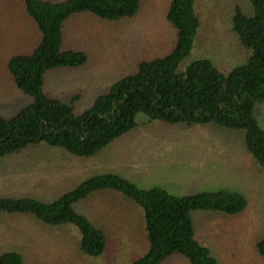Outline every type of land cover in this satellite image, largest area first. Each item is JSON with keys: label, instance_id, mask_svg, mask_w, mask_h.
Here are the masks:
<instances>
[{"label": "rangeland", "instance_id": "rangeland-1", "mask_svg": "<svg viewBox=\"0 0 264 264\" xmlns=\"http://www.w3.org/2000/svg\"><path fill=\"white\" fill-rule=\"evenodd\" d=\"M170 2L141 0L137 15L118 21L101 20L90 13L73 16L64 26V47L84 52L88 61L80 68L47 72L44 91L71 105L76 115L91 109L98 97L133 74L140 61L162 57L172 49L176 31L167 21ZM196 5L201 28L181 67L208 59L228 74L245 64L250 52L231 31L230 16L237 8L249 13V1L197 0ZM40 41L41 33L27 14L24 0H0V118L11 119L33 102L15 86L8 62L15 55L31 54ZM254 118L264 129V101L256 104ZM136 121L133 131L91 158L44 143L21 151L52 158L63 154L67 179L63 174L57 179L62 187L55 193L32 194L15 184L12 172L0 175V198L31 197L52 203L85 180L105 174L119 175L142 189L159 187L178 197L238 192L247 200L246 209L238 215L191 213L196 240L219 264H264L256 250L264 235V171L248 151L244 132L212 123L170 125L151 121L144 114ZM6 158H0V164ZM74 209L105 233L107 246L100 257L81 252L82 236L76 226L47 225L32 214L0 215V257L16 252L23 264H130L148 252L144 212L122 194L99 192L77 202ZM161 264L190 262L173 255Z\"/></svg>", "mask_w": 264, "mask_h": 264}, {"label": "trees", "instance_id": "trees-1", "mask_svg": "<svg viewBox=\"0 0 264 264\" xmlns=\"http://www.w3.org/2000/svg\"><path fill=\"white\" fill-rule=\"evenodd\" d=\"M250 12L237 8L230 28L250 52L245 64L228 74L208 59L181 67L193 50L201 28L197 0H171L167 21L176 31L172 49L162 57L142 60L137 70L115 83L96 99L91 109L76 115L71 105L44 91L47 72L80 68L87 55L64 47L65 23L90 13L101 20L118 21L138 14L141 0H24L27 14L36 23L41 41L31 54L13 56L8 72L16 87L33 99L11 119L0 118V158L41 143L67 153L91 158L133 131L139 114L151 121L176 124H215L243 131L248 151L264 171V129L254 118V108L264 101V0H248ZM113 190L141 207L145 216L149 250L130 264H161L173 255L190 264H219L195 237L191 213L221 212L238 215L247 207L238 192H202L178 197L156 187L142 189L119 175H97L85 180L52 203L31 197L0 198V215L32 214L51 226L74 225L81 233L80 250L88 257L104 254L105 233L74 205L96 193ZM256 250L264 258V235ZM0 264H23L16 252L5 253Z\"/></svg>", "mask_w": 264, "mask_h": 264}, {"label": "crops", "instance_id": "crops-1", "mask_svg": "<svg viewBox=\"0 0 264 264\" xmlns=\"http://www.w3.org/2000/svg\"><path fill=\"white\" fill-rule=\"evenodd\" d=\"M11 156L9 159L5 157L6 161L1 162L4 165L0 164V175L6 176L12 172L17 180L15 184L32 194L55 193L62 187L57 179H62V174L63 179H67L68 166L62 163L66 158L63 154L54 158L36 153H18ZM27 174L32 177L28 178Z\"/></svg>", "mask_w": 264, "mask_h": 264}]
</instances>
